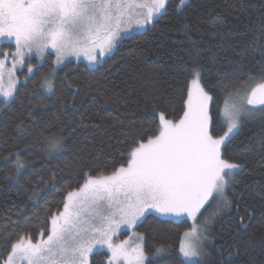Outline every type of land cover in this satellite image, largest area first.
<instances>
[{
  "label": "snow or ice",
  "instance_id": "1",
  "mask_svg": "<svg viewBox=\"0 0 264 264\" xmlns=\"http://www.w3.org/2000/svg\"><path fill=\"white\" fill-rule=\"evenodd\" d=\"M173 2L184 79L174 85L153 71L143 92L151 119H124L143 109L130 105L115 81L64 71L81 58L86 71H97L125 39L154 31ZM253 7L246 0L230 9L214 0H0V82L5 70L9 78L6 90L0 86V122L10 121L0 123V138L8 127L16 134L14 148L0 152L11 165L0 180L25 195L0 221V243L8 246L0 264H95L96 255L106 257L103 264H160L171 256L168 247L146 248V237L185 219L192 230L179 243V264H205L217 238V264H264V124L244 145L253 168L229 155L245 122L264 117V0L258 12ZM52 54L50 70L21 97L18 67L31 74L39 70L33 55L44 61ZM41 92L51 104L34 101ZM116 136L122 162L110 171L81 163L100 160L103 149L93 156L95 145ZM67 153L72 161L43 174ZM253 172L261 179L249 183L245 176ZM48 188L61 193L59 203L46 198ZM122 228L135 239L114 240Z\"/></svg>",
  "mask_w": 264,
  "mask_h": 264
},
{
  "label": "trees",
  "instance_id": "2",
  "mask_svg": "<svg viewBox=\"0 0 264 264\" xmlns=\"http://www.w3.org/2000/svg\"><path fill=\"white\" fill-rule=\"evenodd\" d=\"M215 4L220 5V8H229L236 0H214ZM246 3L254 6L251 10L258 12L261 7L262 0H246ZM175 4L172 3L168 15L160 20L154 31L135 33L132 38L125 39L124 43L118 45V50L114 53L113 58L108 61L107 64H100L96 66L97 71H86L85 63L82 62H70L69 67L65 68L64 71H69V74L75 73L77 78L83 80L86 77L101 78L102 82L115 81V84L119 86L122 96L129 101L131 105L133 101L138 102L143 110H137L134 116L124 117L125 120L137 119L144 120L146 117L151 119L149 111L144 107L146 101L143 96L144 90L149 86L152 79V73L155 69L161 71L162 80H170L172 84L176 85L183 81V75L178 71L179 67L185 63V53L182 51L184 45L181 42L182 38L179 36L177 29L178 16L174 9ZM220 9L218 8L217 11ZM243 16V13H240ZM134 50V53L132 52ZM55 57L50 55L46 58L44 63L39 66V70L35 68L34 72L29 75L27 71L19 72L17 79L19 81L18 92L23 97L31 92V89L36 86L39 75L50 70V66L54 61ZM248 67L251 72L255 73L258 69L251 59L248 62ZM166 73V75H165ZM63 76V72L59 73ZM25 76L28 80L25 81ZM213 80V92L216 95L217 100L220 101V109L222 112L223 101L221 98L219 84L216 81V77H212ZM129 92L132 94L129 95ZM35 100H44L45 103H52V100L48 98L46 93L41 92L39 96L33 97ZM2 106V105H0ZM19 104L12 105L11 111H18ZM113 114L116 115L114 110ZM11 114V112L9 113ZM3 124H10V121L0 122ZM262 124H264V117L257 116L254 120L245 122L244 131L241 133L239 138L233 142L229 149L230 158L239 161L247 162L249 168H253L254 164L250 157H246L243 154L245 143L248 138L255 132ZM219 130V129H218ZM16 134L8 127L2 138H0V152L7 154L14 148L15 141L11 139ZM7 140L4 143L3 140ZM118 136L111 140H106L104 144H96L93 150V156H95L96 149H103L100 160H95L92 157L87 158L81 163L87 164L91 162L93 165H105L107 164V171L111 170L113 163H120L123 161V157L119 156L116 149L123 148V145L117 143ZM112 144L113 147L108 145ZM73 160V155L70 153L64 154L59 159H53L51 165L44 169L43 174L45 176L51 175L53 172L59 171L56 165L59 164L60 168H64L68 161ZM3 161H0V177L5 174V169L10 167ZM67 175V170L64 173ZM245 179L252 183L254 180L261 179L258 172H253L252 175L245 176ZM20 191L18 185L13 181L0 180V221L11 215L14 211L15 205L22 204L25 202V195L22 193L17 196L16 193ZM46 198L52 203H59L61 193L54 189H45ZM43 202L37 206V212L42 214ZM42 218V216H41ZM35 220L36 218L33 217ZM226 219V218H225ZM217 228L219 225L216 226ZM191 225L183 220L180 222L170 223L166 226H162L158 231L153 232L150 236L146 237V248L157 247L161 244L168 247L171 253L170 257H166L161 260L160 264H179V243L183 239V233L189 231ZM145 228H138L136 231L144 232ZM122 237L127 236V233L121 234ZM259 239V236L256 238ZM221 241L219 238L216 239V243L207 248L211 255L205 261V264H217L218 261V245ZM7 244L0 243V255H6ZM106 257L103 255L95 256V264H103Z\"/></svg>",
  "mask_w": 264,
  "mask_h": 264
},
{
  "label": "rangeland",
  "instance_id": "3",
  "mask_svg": "<svg viewBox=\"0 0 264 264\" xmlns=\"http://www.w3.org/2000/svg\"><path fill=\"white\" fill-rule=\"evenodd\" d=\"M5 50H8V49H5ZM11 50L12 51H14V47H12L11 48ZM53 56H54V54H52ZM55 57V56H54ZM106 58H107V56H105L104 57V60H106ZM45 61V60H44ZM44 61H41L38 57H36L35 55H33V57L31 58V63L33 64V65H42L43 63H44ZM71 62H77V61H75L74 59L71 61ZM79 62H82V63H85V64H87V61L86 60H84L83 58H81V60L79 61ZM66 63H69V62H66ZM102 64V63H101ZM100 65V64H99ZM96 66H98V65H96ZM95 66V67H96ZM9 67H10V64H9ZM34 70H35V68L33 69V72H34ZM22 71H27V69L26 68H19L18 67V69H17V71H16V73H15V76H16V79H17V75H18V73L19 72H22ZM29 74V73H28ZM32 74V73H31ZM31 74H29V75H31ZM17 81H18V79H17ZM8 83H9V78H8V74H7V70H5V73H4V78H3V81L2 82H0V86H2L5 90L7 89V87H8ZM18 85H19V81H18V83L16 84V89H18ZM0 99H2V98H0ZM211 203V202H210ZM207 207V206H206ZM199 217H198V221H199ZM181 221H183V220H181ZM185 221H187L190 225H192V221H190V220H187V219H185ZM177 222H180V221H176V223ZM191 230H192V227H191V229L189 230V232H191ZM132 231L133 230H125V229H120L119 230V232L117 233V235L114 237V240H116L117 242H119V241H122V240H128L129 239V237H132ZM134 231H136V230H134ZM123 233H127V236H125V237H122V235L121 234H123ZM132 239L134 240L135 238L134 237H132ZM189 239H191V240H194L195 238L194 237H190ZM130 243L132 242L131 240L129 241Z\"/></svg>",
  "mask_w": 264,
  "mask_h": 264
}]
</instances>
